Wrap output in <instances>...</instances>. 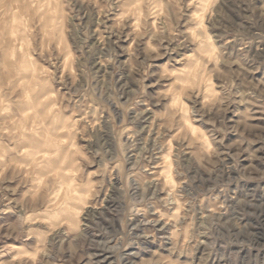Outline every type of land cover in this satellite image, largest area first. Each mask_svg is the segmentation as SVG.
<instances>
[{
  "label": "rangeland",
  "instance_id": "1",
  "mask_svg": "<svg viewBox=\"0 0 264 264\" xmlns=\"http://www.w3.org/2000/svg\"><path fill=\"white\" fill-rule=\"evenodd\" d=\"M0 264H264V0H0Z\"/></svg>",
  "mask_w": 264,
  "mask_h": 264
},
{
  "label": "bare ground",
  "instance_id": "2",
  "mask_svg": "<svg viewBox=\"0 0 264 264\" xmlns=\"http://www.w3.org/2000/svg\"><path fill=\"white\" fill-rule=\"evenodd\" d=\"M13 20H14V18H13Z\"/></svg>",
  "mask_w": 264,
  "mask_h": 264
}]
</instances>
